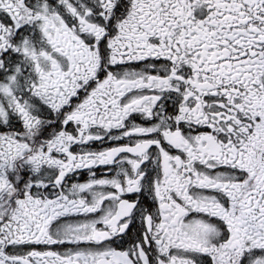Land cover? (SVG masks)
<instances>
[{
    "label": "snow or ice",
    "instance_id": "snow-or-ice-1",
    "mask_svg": "<svg viewBox=\"0 0 264 264\" xmlns=\"http://www.w3.org/2000/svg\"><path fill=\"white\" fill-rule=\"evenodd\" d=\"M0 264H264V0H0Z\"/></svg>",
    "mask_w": 264,
    "mask_h": 264
}]
</instances>
